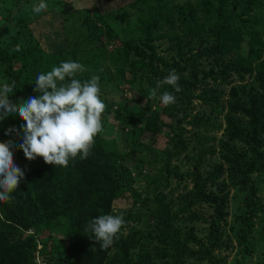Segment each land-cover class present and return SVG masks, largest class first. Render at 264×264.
Masks as SVG:
<instances>
[{
    "label": "trees",
    "instance_id": "16d2710c",
    "mask_svg": "<svg viewBox=\"0 0 264 264\" xmlns=\"http://www.w3.org/2000/svg\"><path fill=\"white\" fill-rule=\"evenodd\" d=\"M21 1L0 0V9L11 13ZM54 5L61 7L66 17L71 15L67 20L76 19L64 3L54 1ZM51 7L47 10H53ZM83 20L86 26H76L61 50L46 52L33 35L24 39L16 36L12 52L0 49L2 78L9 84L15 82L9 99L17 103L38 95L34 92L37 75L59 66L69 54V60L85 69L76 79L83 82L96 75L100 77L99 87L114 84L119 90L135 92L139 100L131 97L117 106L108 103L102 113L103 131L94 137L89 155L86 159L77 156L67 167L46 164L41 157L26 159L18 147L22 138L15 133L5 135L9 128L21 130L25 122L18 115L0 123V142L12 140L16 145L14 161L27 162L22 169L24 178L10 194L11 199L0 202V264H40L37 254L44 264H223L225 258L213 256L218 244L239 256L237 264L257 263L242 260L232 243L244 246L254 226L261 224L264 229L262 205L255 198L257 187L250 174L264 170V0H131L103 13L95 9L92 17ZM25 24L18 22L14 27L18 31ZM164 42L169 45L172 62L157 51L156 45ZM173 69L180 77L181 91L162 85L157 97L148 99L157 81ZM233 81L239 85L231 87L227 126L218 140L220 125L209 113L225 111L224 87ZM66 82L70 80L66 78ZM164 91L175 95L174 104L160 106L159 96ZM21 93L27 98H20ZM161 116L173 122L166 123ZM124 131H129L138 144L122 155L117 142ZM159 136L167 138L165 174L148 182L152 189L145 193L147 198L156 192L165 193L173 179L191 183L192 189L186 185L181 188V193H187L181 197L183 204L176 217L171 202L160 197L150 203L152 215L142 222L139 215L125 213V223L113 244L101 248L88 227L90 221L111 214L115 201L128 199L133 207L139 204L131 170L124 164H129L128 158L137 176H142V168L137 167L142 162L139 156L144 151L153 154V142ZM203 136L208 138L194 159L196 171L182 174L172 169L188 150V140L194 137L199 142ZM148 163L156 164L154 158ZM224 164L229 169L227 189L230 186L236 191L234 202L239 193L244 194V212L233 218L239 229L233 234L234 241L226 243L220 240V224L227 225L228 211L224 210L229 190L221 199L217 195L204 197L227 176ZM200 201L213 215L206 222L193 220L208 225L207 242L192 230L183 234L175 227L178 214ZM233 211L235 214L234 207ZM131 219L137 229L124 236L123 230L131 229ZM43 231L47 235L38 250L35 234L39 237ZM53 234L62 236V244Z\"/></svg>",
    "mask_w": 264,
    "mask_h": 264
},
{
    "label": "rangeland",
    "instance_id": "374dc122",
    "mask_svg": "<svg viewBox=\"0 0 264 264\" xmlns=\"http://www.w3.org/2000/svg\"><path fill=\"white\" fill-rule=\"evenodd\" d=\"M54 1L62 2L67 5L70 9L71 14L75 15L76 19L73 20L71 18L67 20L66 18L71 15L68 14V16L66 17L65 14L62 12V8H58L56 5H54ZM40 2L41 0H22L19 8L11 13H7L0 9V49L6 52H12L14 50L13 44L18 38L16 36H19L20 39H24V37L28 38V36L33 35V37L40 43L41 48L46 52L61 50L63 49L66 40L72 38L71 33H73L76 26L79 28L86 26V23L83 19L87 20L89 17H92L95 14V9L103 13L119 6H124L131 2V0H43V2L48 5V8L52 6L51 8L53 10L42 11L39 15H37L32 11V6L35 4H39ZM78 19L80 22H77ZM24 21L26 22L25 26H22L17 31V27L14 26L17 25L18 22ZM156 46L159 55L163 56L166 59L165 61H173L171 57L172 53H170V48L168 44L164 42L158 43ZM64 56L66 58V60L64 61L69 60V54H65ZM3 70L4 67L0 65V85L5 83L4 79L2 78ZM238 85L239 83L233 81V84L231 86L224 87L225 98L223 101L225 102V104H223V106L225 107V111L223 113H209V117L211 118V120H213L214 123L220 125L219 131H217L216 133V137L218 138V140L221 139L227 126L226 106L229 101L228 96L231 92V87H237ZM100 90V99L105 103V105L111 102L110 104L112 106H117V103H123L124 99L129 101L131 97H134L135 101L139 100V95L135 92L119 90L114 84L101 86ZM20 98L26 99L27 95L25 93H21ZM160 106H162V103H160ZM196 114L198 116L201 115L198 110H196ZM108 117V121H110L114 125L113 118L111 116ZM5 120L6 119L0 121V123L4 122ZM161 120L166 123L173 122V119H168L165 116H161ZM115 126H113V135H115L114 132H116ZM183 126L185 127L186 124H183ZM186 129L189 130V126H186ZM163 131L165 132L167 131V129H164ZM207 138L208 137L203 136V138L199 142L194 137L190 138V140H188V150L183 155H181L179 160L173 163L172 169H179V172H181L182 174H184L186 170L196 171V168L192 167V165L194 164V159H196L198 153L201 152L200 150L203 144H206ZM137 144L138 141L136 140V138L130 137L129 131H124V133L120 135L117 142L119 153H121L122 155L126 154L131 149V146L135 147ZM166 146L167 138L165 136H159L153 142V154H151L150 151H144V153L139 156V159L142 160V162L137 165L138 168H142V176L140 177L137 176L134 167L129 165L131 162L127 158L129 164L126 163L124 164V166L128 170H131V178H133L134 180L133 191L140 195L141 200L139 201V204H136L134 207L130 204V201H128V199L115 201L113 204V211L111 212V215H122L124 217L125 213H131V216L139 215V220L140 222H142L147 218H150V216L152 215L153 209L150 207V203H152L154 199L156 200L157 197H160L164 198L166 202H171L175 217L177 216V212L183 204V202L181 201V197H185V194L187 193H181V188L186 185L190 191L192 189L191 183L183 181L179 183V180L173 179L168 189H161L165 190V193L156 192L148 198L145 194L147 193V191H151L152 189L151 186H148V182L153 180L152 177L159 178L160 176L158 177V175L162 176L165 174L164 164L166 157L163 153V150ZM261 150L264 151V149ZM149 158H154V162H156V164H152L150 166V164L148 163ZM14 162L21 169H23V167L27 165L26 161L18 160ZM224 168V173L229 170L226 168L225 164ZM250 174L253 180L252 183H254V186L257 187V193L255 194V198L257 199L258 203L262 205L261 211L264 213V170L262 169L260 172L256 171L255 173L253 171ZM226 175L227 176H225L224 179L223 177L220 179V182L218 184H215L217 188L208 189L204 193V197L217 195V197L221 199L224 197L226 191L229 190V201L227 207L224 210L228 211V215L226 216L227 225L224 227L222 224H220L221 232L223 234L221 235L220 240L224 243L230 240L232 242L234 241L233 234L239 228L237 224H233V218L235 216L242 215L244 212V194L239 193L234 202L236 191L230 186V188L228 187L227 189V185L229 183V174L226 172ZM177 182L180 184V186L178 187V190L176 192H173L172 190L177 188ZM224 186L226 189L221 190V188ZM127 197L128 195H126V198ZM191 201L192 199H189V202ZM205 206L206 204H204L203 201H200L197 206L190 207L189 210L184 214H178V222L175 224L176 229L181 231L183 234H187L188 232H190V230H192L193 233L199 239H203V242H207L205 238L208 235V225L205 222L207 219H210L213 215L211 209ZM153 207H156V205L153 204ZM233 207L235 208V214L233 213ZM201 218L205 220V222L193 221L194 219ZM134 223L135 222L131 219V229L123 230L124 236H129L134 230L137 229L136 224ZM46 235L47 232L45 231H43V233L39 235V237H37V234H35V238L37 239L38 244V250L42 248L41 240ZM53 237L55 241H58L60 244H62L61 235L53 234ZM246 242L248 244L241 247H237V244L233 242L232 245L235 247L233 251H235V253L239 252L242 257L241 259L244 261L252 260L253 262L258 261L254 264H264V229L261 227V224L254 226V229L252 230V235L251 237L246 239ZM50 244L51 243L48 242L47 250L50 249ZM217 246L218 247H216L213 251V256H215V258H225L223 264H237L236 260L240 259L239 256L229 254V247L223 249L224 245L218 244ZM200 251L203 252V249H200ZM38 255L39 254H37V262L40 264H44L43 262H41L42 259Z\"/></svg>",
    "mask_w": 264,
    "mask_h": 264
},
{
    "label": "clouds",
    "instance_id": "9594fccd",
    "mask_svg": "<svg viewBox=\"0 0 264 264\" xmlns=\"http://www.w3.org/2000/svg\"><path fill=\"white\" fill-rule=\"evenodd\" d=\"M47 8L48 5L41 0L32 6V11L39 15ZM84 70V66L78 62L63 61L51 71L37 75L34 92L38 95L17 103L9 99L14 92L15 82L0 85V121L15 114L25 122L21 130L9 128L5 135L15 133V136L22 138L18 147L27 160L41 157L46 164L67 167L69 161L77 156L86 159L89 155L94 137L103 131L102 113L106 105L100 99L99 76L93 75L83 82L75 78L77 73ZM66 78L70 82H66ZM179 79L175 70H171L163 80L157 81L156 88L147 98H156L162 85H169L175 92H180ZM159 100L168 106L175 103L176 97L164 91ZM15 148L12 140L0 142V202L10 200V194L24 178V171L14 163ZM124 223L122 215L105 214L92 219L88 227L100 247L107 249Z\"/></svg>",
    "mask_w": 264,
    "mask_h": 264
}]
</instances>
